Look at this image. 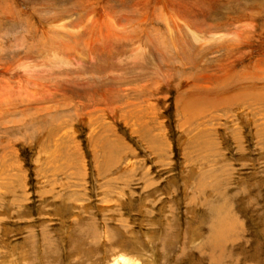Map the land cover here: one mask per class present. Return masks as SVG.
<instances>
[{"label": "rangeland", "instance_id": "rangeland-1", "mask_svg": "<svg viewBox=\"0 0 264 264\" xmlns=\"http://www.w3.org/2000/svg\"><path fill=\"white\" fill-rule=\"evenodd\" d=\"M264 264V0H0V264Z\"/></svg>", "mask_w": 264, "mask_h": 264}, {"label": "bare ground", "instance_id": "bare-ground-1", "mask_svg": "<svg viewBox=\"0 0 264 264\" xmlns=\"http://www.w3.org/2000/svg\"><path fill=\"white\" fill-rule=\"evenodd\" d=\"M111 264H136V261L133 259H128L126 256L119 254L111 260Z\"/></svg>", "mask_w": 264, "mask_h": 264}]
</instances>
